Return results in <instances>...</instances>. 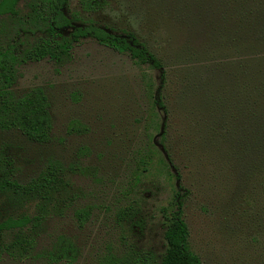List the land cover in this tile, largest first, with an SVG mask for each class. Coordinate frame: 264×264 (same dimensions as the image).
Returning <instances> with one entry per match:
<instances>
[{"label": "rangeland", "instance_id": "1", "mask_svg": "<svg viewBox=\"0 0 264 264\" xmlns=\"http://www.w3.org/2000/svg\"><path fill=\"white\" fill-rule=\"evenodd\" d=\"M110 2L98 19L134 31L165 77L94 41L63 66L21 68L19 93L48 94L52 141L10 133L2 143L23 183L50 161L70 168L79 200L42 226L34 256L1 264H65L48 258L60 236L74 242V264L134 252L159 263L163 211L176 188L203 264H264V115L249 102L264 94V64L248 62L264 56V0ZM74 209L91 213L82 228ZM19 214L34 215L35 207L0 199V222Z\"/></svg>", "mask_w": 264, "mask_h": 264}, {"label": "trees", "instance_id": "2", "mask_svg": "<svg viewBox=\"0 0 264 264\" xmlns=\"http://www.w3.org/2000/svg\"><path fill=\"white\" fill-rule=\"evenodd\" d=\"M110 6V0H78L76 6L71 0H0V199L35 207L34 215H12L0 222V264L6 256L20 259L34 256L42 226L75 208L79 200L70 168L50 161L35 177L23 183L2 143L3 135L10 133H18L38 145L52 141L53 118L48 94L43 88L19 93L16 85L21 68L46 60L63 66L72 60L77 46L94 41L165 77L161 60L134 31L98 19ZM248 62L264 64V56H251ZM261 77L264 79V73ZM249 102L253 106L261 105L260 113L264 115L263 93L258 101L250 96ZM157 103L164 109L162 102ZM73 127L74 124L70 129ZM176 178L179 179L178 175ZM185 201L176 188L163 211L166 249L159 263L150 253L134 252L122 261L108 264H203L191 249ZM90 214L86 209H74L80 228ZM77 257L74 242L66 236L53 242L48 255L53 263L65 264H74Z\"/></svg>", "mask_w": 264, "mask_h": 264}]
</instances>
